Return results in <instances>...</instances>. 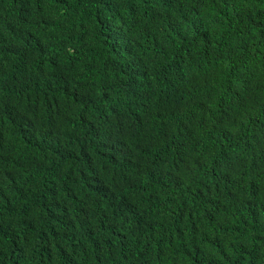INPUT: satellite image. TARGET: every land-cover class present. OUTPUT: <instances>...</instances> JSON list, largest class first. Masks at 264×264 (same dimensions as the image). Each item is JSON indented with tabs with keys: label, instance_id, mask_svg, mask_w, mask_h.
Returning a JSON list of instances; mask_svg holds the SVG:
<instances>
[{
	"label": "trees",
	"instance_id": "16d2710c",
	"mask_svg": "<svg viewBox=\"0 0 264 264\" xmlns=\"http://www.w3.org/2000/svg\"><path fill=\"white\" fill-rule=\"evenodd\" d=\"M0 264H264V0H0Z\"/></svg>",
	"mask_w": 264,
	"mask_h": 264
},
{
	"label": "clouds",
	"instance_id": "9594fccd",
	"mask_svg": "<svg viewBox=\"0 0 264 264\" xmlns=\"http://www.w3.org/2000/svg\"><path fill=\"white\" fill-rule=\"evenodd\" d=\"M142 53H143V52H142ZM109 147L111 148L112 146L109 145ZM109 172H110V171L108 170V175H110ZM91 185H92V186H91L92 188H94V187H95V188H104L103 186H100V180H96V181L93 182ZM106 200H107V199H106V195H102V199H101V201L105 203ZM106 203H108V202H106ZM121 210H128V209L123 207ZM107 227L110 228L109 226H107ZM110 229H112V228H110ZM102 230H103V229H101V231H102ZM107 246L110 247L109 245H107Z\"/></svg>",
	"mask_w": 264,
	"mask_h": 264
}]
</instances>
